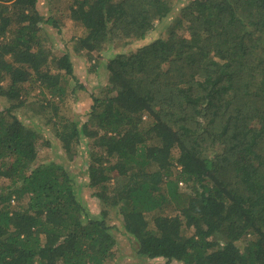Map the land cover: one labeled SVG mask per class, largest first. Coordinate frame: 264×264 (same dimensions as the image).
Returning <instances> with one entry per match:
<instances>
[{
  "label": "trees",
  "instance_id": "16d2710c",
  "mask_svg": "<svg viewBox=\"0 0 264 264\" xmlns=\"http://www.w3.org/2000/svg\"><path fill=\"white\" fill-rule=\"evenodd\" d=\"M169 1L72 2L75 52L93 71L110 54L100 96L69 118L62 106L85 88L45 42L52 18L39 0H0V264H116L112 211L144 261L264 264V0H191L166 38L123 51ZM22 108L68 162L87 154L100 213L65 164L39 161Z\"/></svg>",
  "mask_w": 264,
  "mask_h": 264
},
{
  "label": "rangeland",
  "instance_id": "374dc122",
  "mask_svg": "<svg viewBox=\"0 0 264 264\" xmlns=\"http://www.w3.org/2000/svg\"><path fill=\"white\" fill-rule=\"evenodd\" d=\"M74 0H39V11L47 19L52 18V22L46 23L42 26V32L44 33L45 42L47 46L53 48L56 53L68 52L71 56V61L74 65V73L78 80V85H81L85 90H80L78 93V101L68 100L64 106H62L61 113L66 117H75L76 113L81 116H85L92 103L90 95L94 93L96 96H100L105 84L107 83V73L105 69V62L110 52L105 51L104 54L98 55L103 64H100L97 71H93L91 66L86 64V57L83 53L75 52V39L82 37L85 31L80 24L73 21L71 18L72 2ZM171 1V2H170ZM172 10L167 17L162 21L155 22L154 29L149 33L146 40L137 41L131 46L122 49L123 51L132 52L139 46L149 43L159 38H166L168 34V28L173 20L180 14V9L183 5L191 0H170ZM62 84L68 86L69 90L75 87V81L71 77L63 79ZM39 91L32 90L27 97L30 99H36ZM3 104L0 101V111H2ZM30 108H22L19 110V115L25 124L34 128L41 133L40 155L39 161L41 163L55 161L61 164H65L68 169L76 176L79 183L83 185L82 197L87 202L88 207L92 213H100L102 205L100 200L92 196V190L87 187L88 175L86 164L88 163L87 154L78 155L71 162L66 159V155L61 147V144L52 135L49 127L46 126L44 119L35 117L29 119L33 110ZM35 113V112H34ZM85 166V167H84ZM114 211L110 215V224L113 225V231L116 234L118 250V258L116 264H163V260L157 259L154 261H144L134 256V243L130 241L128 236L124 233L121 222L118 219Z\"/></svg>",
  "mask_w": 264,
  "mask_h": 264
}]
</instances>
